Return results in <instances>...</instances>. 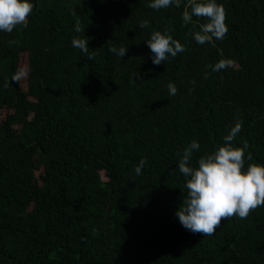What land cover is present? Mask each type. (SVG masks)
Masks as SVG:
<instances>
[{
    "label": "trees",
    "instance_id": "1",
    "mask_svg": "<svg viewBox=\"0 0 264 264\" xmlns=\"http://www.w3.org/2000/svg\"><path fill=\"white\" fill-rule=\"evenodd\" d=\"M30 2L27 27L0 32V264H264V207L212 236L175 216L187 194L178 162L193 140L196 167L242 121L233 146L249 145L245 170L264 165V0H216L229 31L204 45L190 33L206 21H182L187 0L160 10L152 0ZM165 30L187 50L156 66L146 41ZM85 37L91 60L72 46ZM16 51L25 91L9 66ZM222 59L232 63L213 72Z\"/></svg>",
    "mask_w": 264,
    "mask_h": 264
},
{
    "label": "clouds",
    "instance_id": "2",
    "mask_svg": "<svg viewBox=\"0 0 264 264\" xmlns=\"http://www.w3.org/2000/svg\"><path fill=\"white\" fill-rule=\"evenodd\" d=\"M181 3L182 0H152L148 7L155 10L173 6L179 8ZM33 9L34 5L30 0H0V32L10 34L20 26L27 27ZM193 17L206 21L199 24V31L190 33L196 43L211 44L227 36V11L216 0H187L182 21L185 25L195 24ZM138 26L141 29L147 28L149 21L144 20ZM75 30L85 31L79 24ZM88 40L87 37L74 38L72 46L79 48L91 60L92 57L87 55ZM146 43L152 53V63L156 66L187 50L178 40L167 34V30L163 34L154 31ZM127 50L128 47L124 46L117 49L113 45L109 48L110 52L121 58L127 55ZM231 63L222 59L211 68L213 72H220L226 70ZM142 75L137 72L134 77L140 79ZM19 78V75L14 77L17 80ZM205 78H208L207 75ZM167 87L170 95L177 94L178 89L174 83L170 82ZM241 131L242 121H238L223 138V145L201 156L196 161V167L191 166L192 157L194 151H200V144L193 140L183 149L178 168L186 178L187 194L175 216L182 227L192 234L212 236L224 220L233 217L247 219L257 208L264 207V165L250 163L245 170L246 160L252 159L251 153L247 152L249 145L244 142L242 147L233 146V141ZM145 164L146 160L141 159L135 168L137 175L141 174Z\"/></svg>",
    "mask_w": 264,
    "mask_h": 264
},
{
    "label": "rangeland",
    "instance_id": "3",
    "mask_svg": "<svg viewBox=\"0 0 264 264\" xmlns=\"http://www.w3.org/2000/svg\"><path fill=\"white\" fill-rule=\"evenodd\" d=\"M10 63H13V65H9L13 68H16L17 75L20 76V78L17 80L16 84L21 88L22 91L26 90V78L24 71L26 70L27 67V61H26V56L22 53L19 52H14L11 57H10ZM22 94V93H20ZM16 100H27L28 97L24 95H19L15 98ZM1 109V108H0ZM5 109V108H4ZM4 109L0 110V117H4ZM1 117V118H2ZM102 178L105 179V177L101 174Z\"/></svg>",
    "mask_w": 264,
    "mask_h": 264
}]
</instances>
